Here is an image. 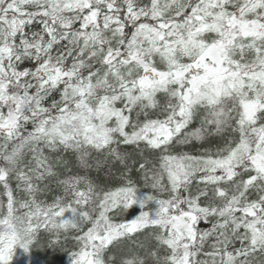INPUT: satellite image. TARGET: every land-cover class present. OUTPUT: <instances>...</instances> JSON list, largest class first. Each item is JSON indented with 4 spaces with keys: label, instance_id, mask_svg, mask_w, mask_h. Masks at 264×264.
<instances>
[{
    "label": "snow or ice",
    "instance_id": "snow-or-ice-1",
    "mask_svg": "<svg viewBox=\"0 0 264 264\" xmlns=\"http://www.w3.org/2000/svg\"><path fill=\"white\" fill-rule=\"evenodd\" d=\"M264 264V0H0V264Z\"/></svg>",
    "mask_w": 264,
    "mask_h": 264
},
{
    "label": "trees",
    "instance_id": "trees-1",
    "mask_svg": "<svg viewBox=\"0 0 264 264\" xmlns=\"http://www.w3.org/2000/svg\"><path fill=\"white\" fill-rule=\"evenodd\" d=\"M36 260L40 261V264H68L70 256L65 254V251L59 248H48L47 250L36 251ZM65 260L66 263H65Z\"/></svg>",
    "mask_w": 264,
    "mask_h": 264
},
{
    "label": "rangeland",
    "instance_id": "rangeland-1",
    "mask_svg": "<svg viewBox=\"0 0 264 264\" xmlns=\"http://www.w3.org/2000/svg\"><path fill=\"white\" fill-rule=\"evenodd\" d=\"M33 254H34V257L36 258V253L34 252ZM35 261H36V264H40V261H38V260H36V259H35ZM66 261H67V260H65V263H66ZM68 264H71V258L68 259Z\"/></svg>",
    "mask_w": 264,
    "mask_h": 264
}]
</instances>
